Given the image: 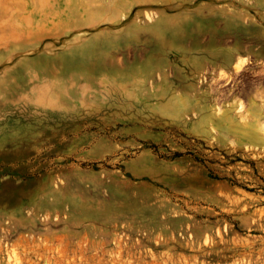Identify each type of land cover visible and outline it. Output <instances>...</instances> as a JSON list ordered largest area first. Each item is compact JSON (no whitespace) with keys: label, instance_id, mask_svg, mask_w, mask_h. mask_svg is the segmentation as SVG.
<instances>
[{"label":"rangeland","instance_id":"rangeland-1","mask_svg":"<svg viewBox=\"0 0 264 264\" xmlns=\"http://www.w3.org/2000/svg\"><path fill=\"white\" fill-rule=\"evenodd\" d=\"M263 119L264 0H0V264H264Z\"/></svg>","mask_w":264,"mask_h":264},{"label":"bare ground","instance_id":"bare-ground-1","mask_svg":"<svg viewBox=\"0 0 264 264\" xmlns=\"http://www.w3.org/2000/svg\"><path fill=\"white\" fill-rule=\"evenodd\" d=\"M189 1V0H188ZM186 2V1H185ZM147 15L148 14H145V17H147ZM156 15H157V18L158 19H160L161 20V22H160V20L158 21V22H160V23H162V20H166V21H168V20H170L171 19V17H168V16H164L161 12H156ZM178 16H175V18H177ZM173 18V17H172ZM178 19V18H177ZM157 20V19H156ZM173 20H175V19H173ZM157 23H155V25H156ZM154 24L153 25H150V27H152L153 26V28H155L156 26H155ZM162 32H164L163 30H162ZM158 45V44H157ZM243 64V63H242ZM241 62L239 63V64H237V65H235L234 66V72L235 73H237V72H239V71H241L242 69H241ZM245 64V63H244ZM222 72V71H221ZM238 74V73H237ZM220 79L222 78H224L225 76H226V74L225 73H221L220 75ZM218 76V77H219ZM227 78H230V77H227ZM219 79V80H220ZM225 79V78H224ZM204 80V79H203ZM226 80V79H225ZM227 80H229V79H227ZM226 80V81H227ZM216 81V80H215ZM215 84V83H214ZM222 97V96H221ZM240 106V105H239ZM263 110V109H262ZM261 110V111H262ZM216 113H222V110L221 109H217L216 111H215ZM263 114V113H262ZM261 114V115H262ZM259 119V118H258ZM254 122V121H253ZM258 130L261 132V134H262V140L264 141V119H263V121L262 122H260V124L258 125Z\"/></svg>","mask_w":264,"mask_h":264}]
</instances>
